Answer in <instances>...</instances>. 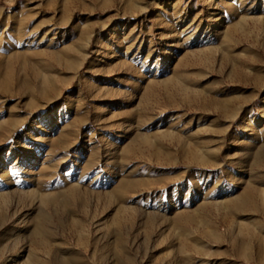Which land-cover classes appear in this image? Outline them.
Instances as JSON below:
<instances>
[{
	"label": "rangeland",
	"instance_id": "374dc122",
	"mask_svg": "<svg viewBox=\"0 0 264 264\" xmlns=\"http://www.w3.org/2000/svg\"><path fill=\"white\" fill-rule=\"evenodd\" d=\"M0 264H264V0H0Z\"/></svg>",
	"mask_w": 264,
	"mask_h": 264
}]
</instances>
